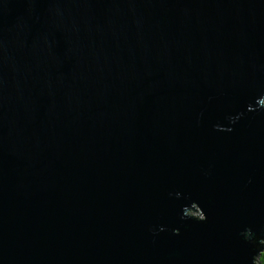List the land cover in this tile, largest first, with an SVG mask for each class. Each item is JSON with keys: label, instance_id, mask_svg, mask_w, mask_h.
Instances as JSON below:
<instances>
[{"label": "water", "instance_id": "obj_1", "mask_svg": "<svg viewBox=\"0 0 264 264\" xmlns=\"http://www.w3.org/2000/svg\"><path fill=\"white\" fill-rule=\"evenodd\" d=\"M263 250L264 0H0V264Z\"/></svg>", "mask_w": 264, "mask_h": 264}, {"label": "trees", "instance_id": "obj_2", "mask_svg": "<svg viewBox=\"0 0 264 264\" xmlns=\"http://www.w3.org/2000/svg\"><path fill=\"white\" fill-rule=\"evenodd\" d=\"M259 262L261 264H264V250L261 252L260 256H259Z\"/></svg>", "mask_w": 264, "mask_h": 264}, {"label": "rangeland", "instance_id": "obj_3", "mask_svg": "<svg viewBox=\"0 0 264 264\" xmlns=\"http://www.w3.org/2000/svg\"><path fill=\"white\" fill-rule=\"evenodd\" d=\"M197 213V211H195Z\"/></svg>", "mask_w": 264, "mask_h": 264}]
</instances>
